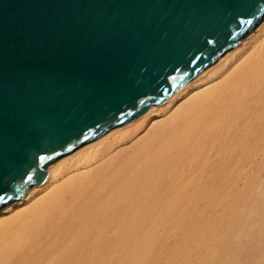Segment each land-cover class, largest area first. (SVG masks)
<instances>
[{
    "label": "bare ground",
    "instance_id": "1",
    "mask_svg": "<svg viewBox=\"0 0 264 264\" xmlns=\"http://www.w3.org/2000/svg\"><path fill=\"white\" fill-rule=\"evenodd\" d=\"M0 210V264H264V20Z\"/></svg>",
    "mask_w": 264,
    "mask_h": 264
},
{
    "label": "water",
    "instance_id": "2",
    "mask_svg": "<svg viewBox=\"0 0 264 264\" xmlns=\"http://www.w3.org/2000/svg\"><path fill=\"white\" fill-rule=\"evenodd\" d=\"M264 20V0H0V210Z\"/></svg>",
    "mask_w": 264,
    "mask_h": 264
}]
</instances>
